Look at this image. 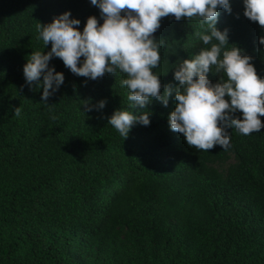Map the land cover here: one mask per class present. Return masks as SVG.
Returning a JSON list of instances; mask_svg holds the SVG:
<instances>
[{
    "label": "trees",
    "instance_id": "1",
    "mask_svg": "<svg viewBox=\"0 0 264 264\" xmlns=\"http://www.w3.org/2000/svg\"><path fill=\"white\" fill-rule=\"evenodd\" d=\"M230 4L216 25L229 29L226 49H243L264 76V31L244 17L242 0ZM65 11L80 30L91 15L103 22L89 0H0V264H264V128H229V150L197 151L169 129L173 93L167 107L130 109L150 110V124L123 139L107 118L128 108L125 75L87 79L59 58L49 66L64 82L44 105L22 69L31 52L50 50L37 24ZM167 17L153 34L156 71L176 86L174 63L209 46L196 18ZM101 99L102 110L83 112L82 101Z\"/></svg>",
    "mask_w": 264,
    "mask_h": 264
},
{
    "label": "clouds",
    "instance_id": "2",
    "mask_svg": "<svg viewBox=\"0 0 264 264\" xmlns=\"http://www.w3.org/2000/svg\"><path fill=\"white\" fill-rule=\"evenodd\" d=\"M89 3L99 9L102 23L91 15L80 30L81 21L70 18L71 12L65 11L50 23L37 24L38 39L43 41L44 48L49 43L51 47L47 52H31L22 70L26 84L36 82V87H42L44 105L51 106L48 99L64 82L63 73L49 66L51 59L59 58L71 73L87 79L96 80L105 74L115 76L117 71L125 75L120 86L127 89L128 108L116 109L107 118V124L123 139L134 124H150V110L133 114L130 109H146L153 100L167 107L173 93L175 106L167 117L169 129L182 134L187 145L197 151L208 152L216 145L229 150V128L245 136L264 128L259 118L264 116V76L257 74L253 58L243 49L235 44L226 49L229 29L216 26L219 9L232 13L230 0ZM242 5L244 17L258 23L264 31V0H242ZM169 14L176 21L196 18L202 29L196 35L203 45L209 46L174 63L171 69L173 80L178 82L176 86L162 85L156 71L162 59V44L153 34L160 28L161 18H168ZM258 43L264 49V35L258 37ZM209 72L219 74V78L212 82ZM81 105L83 112L102 110L106 100L95 105L82 101ZM237 112L239 116L235 115Z\"/></svg>",
    "mask_w": 264,
    "mask_h": 264
}]
</instances>
